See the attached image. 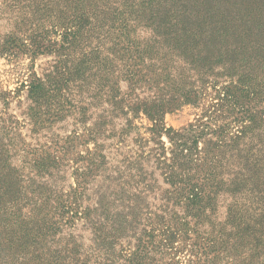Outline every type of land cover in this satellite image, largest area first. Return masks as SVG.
Returning a JSON list of instances; mask_svg holds the SVG:
<instances>
[{
    "label": "trees",
    "instance_id": "16d2710c",
    "mask_svg": "<svg viewBox=\"0 0 264 264\" xmlns=\"http://www.w3.org/2000/svg\"><path fill=\"white\" fill-rule=\"evenodd\" d=\"M0 1L40 29L6 38L0 55H55L44 80L31 64L27 92L44 123L73 124L45 148L0 138V264H179L185 253L186 264H264V19L249 18L259 3ZM208 87L235 133L209 120L183 135L164 127ZM140 113L155 147L111 167Z\"/></svg>",
    "mask_w": 264,
    "mask_h": 264
},
{
    "label": "rangeland",
    "instance_id": "374dc122",
    "mask_svg": "<svg viewBox=\"0 0 264 264\" xmlns=\"http://www.w3.org/2000/svg\"><path fill=\"white\" fill-rule=\"evenodd\" d=\"M250 5L260 4L258 10H261L260 14L252 13L250 17L263 18L264 19V0H251L248 2ZM0 1V43L2 44L6 38L10 40L15 36V39L25 40L31 33L39 30L35 27L30 28V25L24 24L25 19H20L14 15L10 18V10L1 8ZM256 9V8H254ZM56 57L53 54L38 55L34 60L23 54H9L0 55V138H3L5 143L9 139L14 138L18 144H24L34 146L36 148H45V144L51 143V138L57 137L64 138L72 129V118L67 116L66 119L61 120L57 124H52L51 120L44 123L42 117H37L40 113H44L45 106L37 105L30 99L28 95L27 85L28 77L31 74L30 66L33 65V71L35 75L43 79L54 71ZM220 85L217 86L219 88ZM217 100L215 92L212 91L211 87L207 88L204 98L199 102L197 106L185 105L180 107L173 113L165 114L163 118V125L166 129H171L183 135V131L189 127V125H202L206 121H212V125H215V129L226 127V133H235L233 125L227 126L231 118L223 114H214L218 110ZM130 116H132L130 114ZM133 131L127 133L125 136H121V143L115 142L118 150H114L111 147L112 156L114 163H111V167H118V169H124L126 164L121 163L123 158L129 159V157L135 159L139 151H144L148 154L151 148L155 145L150 142V134L148 132L151 127V122L143 115L138 114L137 118L132 120ZM77 131H81V127H76ZM223 129V128H222ZM209 130V129H207ZM207 130L205 132H207ZM210 134L201 140L199 147H205L210 139ZM162 143L163 149H165V156L170 158V149L172 143L166 135H162L159 139ZM112 141H108L111 144ZM92 147V145H89ZM15 161V160H14ZM15 163H17L15 161ZM156 164L151 160L146 163V167L152 168ZM75 166L71 163V168H65V171L60 175L62 182L60 187H64V190L68 191V182L73 183V171ZM119 175V174H118ZM159 178V177H158ZM160 179V178H159ZM57 180V179H56ZM59 181V179L57 180ZM97 183L99 181H96ZM74 228H72L71 231ZM69 230L65 229V233L68 234ZM75 241L82 243L83 248H87L91 243V236L89 233L81 228L78 224L76 231L74 232ZM81 237V240H80ZM185 254L178 256L176 259L180 261L179 264H186Z\"/></svg>",
    "mask_w": 264,
    "mask_h": 264
}]
</instances>
